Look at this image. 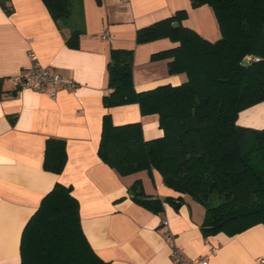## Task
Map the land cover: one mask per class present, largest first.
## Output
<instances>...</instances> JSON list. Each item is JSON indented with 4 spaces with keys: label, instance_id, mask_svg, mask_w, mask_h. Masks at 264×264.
I'll use <instances>...</instances> for the list:
<instances>
[{
    "label": "crops",
    "instance_id": "0c3cea01",
    "mask_svg": "<svg viewBox=\"0 0 264 264\" xmlns=\"http://www.w3.org/2000/svg\"><path fill=\"white\" fill-rule=\"evenodd\" d=\"M81 1L83 31L78 46L70 47L65 42L68 29L58 28L42 0H0L4 91L0 95V264L20 263L21 230L55 182L72 186L82 231L106 264H171L167 233L186 257L207 255L204 264H264L258 260L264 259V224L233 235L219 231L204 236L200 229L204 207L168 187L156 169L120 175L97 155L104 113L110 114L114 124L139 121L144 139L162 134L157 115L142 114L137 103L103 106L110 49H133L132 78L137 91L178 84L185 79L184 73L170 74L167 59H150L152 52L175 42L159 37L136 43L135 32L184 9L181 24L212 41L220 36L212 8L208 4L192 7L190 0ZM30 51L42 65L74 79L76 87L58 89L54 98L33 88H18L12 78L30 66ZM236 123L264 128V100L240 110ZM47 137L65 141L66 161L59 173L42 166ZM136 179L147 196L180 195V203L174 206L164 200L159 212L144 208L128 190Z\"/></svg>",
    "mask_w": 264,
    "mask_h": 264
},
{
    "label": "trees",
    "instance_id": "16d2710c",
    "mask_svg": "<svg viewBox=\"0 0 264 264\" xmlns=\"http://www.w3.org/2000/svg\"><path fill=\"white\" fill-rule=\"evenodd\" d=\"M42 2L58 28L68 29L66 44L77 47L82 1ZM201 4H208L216 17L220 36L215 40L182 25L184 9L135 32L136 43L159 37L175 42L152 52L150 59H167L170 74L184 73L178 84L137 91L133 49H110L103 106L137 103L142 114L157 115L162 134L144 139L139 121L114 124L104 113L97 155L120 175L156 169L168 187L204 207V236L219 231L233 235L264 224V128L236 123L240 110L264 100V0H190L192 7ZM244 56L246 65L241 64ZM65 161L64 139L47 137L43 168L59 173ZM71 190L70 184L55 182L41 197L21 230L19 264H106L82 231ZM128 190L152 212L161 211L164 200L177 206L182 198L147 196L139 179Z\"/></svg>",
    "mask_w": 264,
    "mask_h": 264
},
{
    "label": "built area",
    "instance_id": "2783aa9c",
    "mask_svg": "<svg viewBox=\"0 0 264 264\" xmlns=\"http://www.w3.org/2000/svg\"><path fill=\"white\" fill-rule=\"evenodd\" d=\"M29 55L31 58L30 66L12 78L18 88H33L54 98L58 89L72 90L76 87L77 82L74 79L42 65L32 51L29 52ZM162 223L165 224L166 220H162ZM165 238L171 243V264H204L207 261V255H200L193 258L186 257L181 249L173 242L171 233H167ZM210 251L214 252L215 246H212ZM258 260L260 262L264 261L263 258H258Z\"/></svg>",
    "mask_w": 264,
    "mask_h": 264
},
{
    "label": "water",
    "instance_id": "95a60500",
    "mask_svg": "<svg viewBox=\"0 0 264 264\" xmlns=\"http://www.w3.org/2000/svg\"><path fill=\"white\" fill-rule=\"evenodd\" d=\"M172 25H173V26H177V22H176V21H173V22H172ZM246 32H247V30H246ZM247 61H248V56H244V57L242 58V60H241V64H242V65H246Z\"/></svg>",
    "mask_w": 264,
    "mask_h": 264
},
{
    "label": "rangeland",
    "instance_id": "374dc122",
    "mask_svg": "<svg viewBox=\"0 0 264 264\" xmlns=\"http://www.w3.org/2000/svg\"><path fill=\"white\" fill-rule=\"evenodd\" d=\"M168 38V37H167ZM173 43H174V41L173 40H171Z\"/></svg>",
    "mask_w": 264,
    "mask_h": 264
}]
</instances>
